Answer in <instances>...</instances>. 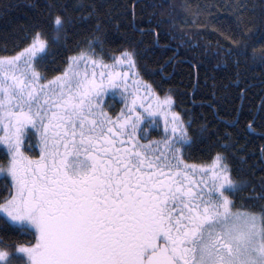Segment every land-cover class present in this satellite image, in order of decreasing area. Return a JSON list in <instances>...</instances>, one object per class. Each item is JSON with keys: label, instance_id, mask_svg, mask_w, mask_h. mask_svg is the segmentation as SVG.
I'll return each mask as SVG.
<instances>
[{"label": "snow or ice", "instance_id": "6c2138e0", "mask_svg": "<svg viewBox=\"0 0 264 264\" xmlns=\"http://www.w3.org/2000/svg\"><path fill=\"white\" fill-rule=\"evenodd\" d=\"M183 7L194 17L183 24L215 30L223 23L208 11L211 19L201 24L199 5L195 11ZM231 8V31L264 26V6L258 20L254 6L244 0H235ZM106 9L102 2L78 0L73 8L78 17L65 10L50 21L51 43L58 44L68 39V26L77 19L95 20L86 47L78 45V53L51 78L39 70L50 55L40 30L13 55H0V145L7 157L0 174L8 187L0 198V225L32 237L11 245V252L9 246L0 248V264H264V179L250 187V181L233 177L234 161L248 163L246 154L239 155L244 145L233 132L210 131L207 123L195 131L191 117L170 111V90L161 98L137 71V58L146 50L128 47L106 63L105 26L111 19ZM163 23L148 30L156 46ZM167 23L165 34L179 41L177 48L200 47L171 13ZM213 54L226 64L234 52L221 47ZM176 55L174 49L160 64L162 80L171 78L167 65L175 69ZM250 59L264 64V52L253 51ZM122 66L128 71L119 70ZM233 83H240L239 73ZM109 89H122L118 112L106 99ZM247 89L240 88L241 100ZM157 112L164 116L163 134L149 139V121ZM239 115L237 110L228 127H239ZM250 116L246 130L254 133L257 124L264 128V95ZM260 135L264 139V132ZM213 136L210 147L222 151L208 163H189L191 150ZM25 137L35 138L30 147H38V155L21 150ZM259 152L264 167V143ZM248 191L252 195L245 196Z\"/></svg>", "mask_w": 264, "mask_h": 264}, {"label": "trees", "instance_id": "16d2710c", "mask_svg": "<svg viewBox=\"0 0 264 264\" xmlns=\"http://www.w3.org/2000/svg\"><path fill=\"white\" fill-rule=\"evenodd\" d=\"M77 2L78 0H0V55H13L15 51L31 42L34 30H40L49 42L50 55L43 58L39 70L44 71L49 78L58 74L65 67L66 58L78 53V45L86 47L85 38L92 34L95 24V20L81 22L77 19L74 25L68 26L66 41L62 39L58 44L51 43L54 30L50 21L65 10L68 15L78 17L79 13L73 11ZM85 2H102L107 6L106 10L111 12V19L106 21L105 26L103 59L112 62L113 56H119L125 48L132 46L146 50L137 58L140 78L152 83L161 98L170 90L169 94L174 101L173 112H179L185 120L191 117L195 131H198L202 123H207L210 131L218 130L223 133L227 129L237 135L240 144L244 145L243 153L239 155L246 154L248 163L241 166L234 161L233 177L236 180L250 181V187L252 184L258 187L264 179V167L259 152L260 145L264 143L260 135L264 128L257 124L253 133L246 130L245 125L251 118L250 113L256 111L259 96L264 95V64L250 59L253 51L257 54L264 52V26L253 24L250 26L251 31H231L229 28V22L233 18L231 5L235 0H85ZM244 2L250 7L254 6L258 20L264 0ZM185 4L191 6V11H195L197 5L200 6L203 12L199 18L201 24L211 19L207 15L208 11L218 16L223 23H216L215 30L211 26L198 28L195 25L183 24L184 20L194 19L185 12L183 7ZM170 13L192 41L199 43L200 47L195 51H189L183 46L177 48L178 40H168L165 33L170 27L167 23ZM159 21L165 23L161 24L159 29L160 46H156L153 43L154 35L148 30L154 28ZM137 29H144L145 34L141 35ZM5 46L8 51H4ZM205 46H208L206 54ZM221 47H231L234 52L226 64L222 55L213 54ZM174 49L177 52L175 69L173 70L172 64L169 63L167 68L172 73L171 78L162 80L159 66L173 56ZM244 50L247 51V56L235 55ZM97 52L99 53V48ZM233 61H238V64ZM237 73L240 78L238 85L233 83ZM245 85L248 89L241 100L239 90ZM237 110L240 112L239 127H228L227 122L237 116ZM149 123L151 124L149 139L161 138L164 130L163 121L153 116ZM214 141L215 136L195 146L188 156V162L197 164L210 162L211 155L222 151L218 147H210ZM24 150L30 154L37 152L27 147ZM6 159V149L0 145V164ZM7 180L10 181V177ZM7 192V181L4 174H0V198L6 196ZM244 195L249 196L252 193L248 191ZM31 239L29 234L11 228L6 229L0 225V248L9 246L7 250L11 252V245L26 243Z\"/></svg>", "mask_w": 264, "mask_h": 264}, {"label": "rangeland", "instance_id": "374dc122", "mask_svg": "<svg viewBox=\"0 0 264 264\" xmlns=\"http://www.w3.org/2000/svg\"><path fill=\"white\" fill-rule=\"evenodd\" d=\"M105 61V60H104ZM106 63H111L109 61H105ZM119 70L121 71H128V69L126 67H121ZM97 71H99V69H97ZM131 85H132V79L130 78L129 79V91H131ZM120 91L121 90H113V89H109V92H108V95L106 96V99L108 101V104L112 106V110L113 112H118L120 110L121 107H123V104H122V97L120 95ZM113 93H115L113 95ZM170 111H173L172 108L170 109ZM156 118H160L162 121H163V124H164V116L161 115L159 112H157L155 114ZM3 131L0 130V135H3ZM30 145H35V138L29 140L27 137H25V140H24V143L22 145V151L25 153V155H29V156H34V155H38L39 154V149L38 147H30ZM31 150V151H34L36 150L37 152H33L32 154L30 153H27L24 149L26 147Z\"/></svg>", "mask_w": 264, "mask_h": 264}]
</instances>
